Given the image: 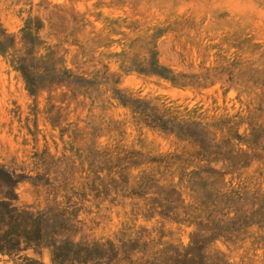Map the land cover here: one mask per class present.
<instances>
[{
    "label": "rangeland",
    "instance_id": "rangeland-1",
    "mask_svg": "<svg viewBox=\"0 0 264 264\" xmlns=\"http://www.w3.org/2000/svg\"><path fill=\"white\" fill-rule=\"evenodd\" d=\"M1 203L0 264H264V0H0Z\"/></svg>",
    "mask_w": 264,
    "mask_h": 264
},
{
    "label": "trees",
    "instance_id": "trees-1",
    "mask_svg": "<svg viewBox=\"0 0 264 264\" xmlns=\"http://www.w3.org/2000/svg\"><path fill=\"white\" fill-rule=\"evenodd\" d=\"M0 210V220L3 223L10 224L12 221H17V219L24 214V211L15 213V208H9V203H1Z\"/></svg>",
    "mask_w": 264,
    "mask_h": 264
}]
</instances>
